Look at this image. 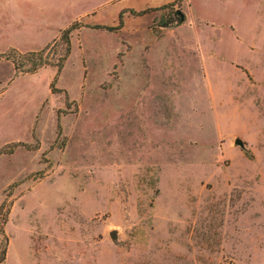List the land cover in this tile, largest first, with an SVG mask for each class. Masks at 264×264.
<instances>
[{"label": "rangeland", "instance_id": "rangeland-1", "mask_svg": "<svg viewBox=\"0 0 264 264\" xmlns=\"http://www.w3.org/2000/svg\"><path fill=\"white\" fill-rule=\"evenodd\" d=\"M0 264H264V0H0Z\"/></svg>", "mask_w": 264, "mask_h": 264}, {"label": "trees", "instance_id": "trees-1", "mask_svg": "<svg viewBox=\"0 0 264 264\" xmlns=\"http://www.w3.org/2000/svg\"><path fill=\"white\" fill-rule=\"evenodd\" d=\"M121 25H122V21H121ZM74 30V27L71 26L69 29L63 31L61 39L64 40L67 44V48H66V52L65 54L60 58L59 60V68L62 67L64 61L68 58V56L70 55L71 52V42H70V34L71 32ZM50 46H47L46 49L44 50H48ZM5 254V252H4Z\"/></svg>", "mask_w": 264, "mask_h": 264}, {"label": "water", "instance_id": "water-1", "mask_svg": "<svg viewBox=\"0 0 264 264\" xmlns=\"http://www.w3.org/2000/svg\"><path fill=\"white\" fill-rule=\"evenodd\" d=\"M177 14L180 16L181 22H183V20L185 18L184 14L181 11H178ZM235 144L238 145V146H241L243 148L245 147L244 142L240 138L236 139ZM111 235H112L113 238L117 237V234L115 232H113Z\"/></svg>", "mask_w": 264, "mask_h": 264}, {"label": "crops", "instance_id": "crops-1", "mask_svg": "<svg viewBox=\"0 0 264 264\" xmlns=\"http://www.w3.org/2000/svg\"><path fill=\"white\" fill-rule=\"evenodd\" d=\"M37 7H38V10L41 11V12H44V9H46V8H45L46 6H42V4H40V3L38 4ZM19 16L22 17L20 13H19ZM20 17H19V18H20ZM24 17H25V19L27 18L26 16H24ZM23 19H24V18H23ZM21 21L24 22V20H21ZM52 35H53V34H52ZM50 40H51V37H50V39H48L47 41H45V42L43 43V45H46Z\"/></svg>", "mask_w": 264, "mask_h": 264}]
</instances>
